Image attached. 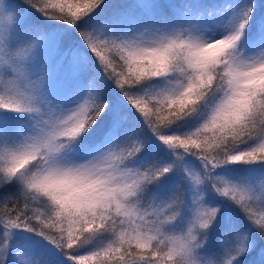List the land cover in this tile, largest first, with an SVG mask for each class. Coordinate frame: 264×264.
Instances as JSON below:
<instances>
[{"label": "snow or ice", "instance_id": "snow-or-ice-1", "mask_svg": "<svg viewBox=\"0 0 264 264\" xmlns=\"http://www.w3.org/2000/svg\"><path fill=\"white\" fill-rule=\"evenodd\" d=\"M110 7L0 3V264H264V0Z\"/></svg>", "mask_w": 264, "mask_h": 264}, {"label": "rangeland", "instance_id": "rangeland-1", "mask_svg": "<svg viewBox=\"0 0 264 264\" xmlns=\"http://www.w3.org/2000/svg\"><path fill=\"white\" fill-rule=\"evenodd\" d=\"M192 1H193V2H197L198 0H192ZM4 2H5V3H12V4H22V3H23L22 0H4ZM119 2H120V3H119V7H123V6H124L123 4H125V2H126V6H132V5H135V4H137V3H140L141 0H120ZM165 2H167V1L165 0ZM25 17H26V25H25L26 29L31 28V27H33L34 25H39L40 27H45V28H46V23H45V21L42 22L41 20H39V19L37 18L36 15H30V16H28V14H27V12H26V13H25ZM259 183H260V181L257 180V181H256L257 186H259ZM189 211H190L191 213L194 214L195 211H196L195 206L190 207V208H189ZM175 234L178 235V234H179V230H177V231L175 232ZM35 259L39 260L38 256L35 257Z\"/></svg>", "mask_w": 264, "mask_h": 264}, {"label": "trees", "instance_id": "trees-1", "mask_svg": "<svg viewBox=\"0 0 264 264\" xmlns=\"http://www.w3.org/2000/svg\"><path fill=\"white\" fill-rule=\"evenodd\" d=\"M119 1H114V2H112V3H110L109 5L111 6L110 8H109V12H111V11H113V10H115V9H118V8H121V7H119ZM259 205V202L257 201L256 202V205L255 206H258Z\"/></svg>", "mask_w": 264, "mask_h": 264}, {"label": "clouds", "instance_id": "clouds-1", "mask_svg": "<svg viewBox=\"0 0 264 264\" xmlns=\"http://www.w3.org/2000/svg\"><path fill=\"white\" fill-rule=\"evenodd\" d=\"M0 3H4V4H6V3L4 2V0H0Z\"/></svg>", "mask_w": 264, "mask_h": 264}]
</instances>
